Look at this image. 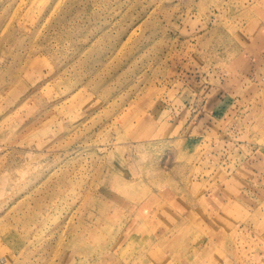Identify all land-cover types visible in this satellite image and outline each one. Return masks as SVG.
<instances>
[{
    "label": "rangeland",
    "instance_id": "1",
    "mask_svg": "<svg viewBox=\"0 0 264 264\" xmlns=\"http://www.w3.org/2000/svg\"><path fill=\"white\" fill-rule=\"evenodd\" d=\"M0 264H264V0H0Z\"/></svg>",
    "mask_w": 264,
    "mask_h": 264
}]
</instances>
